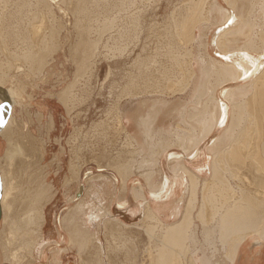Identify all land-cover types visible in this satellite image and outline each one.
Masks as SVG:
<instances>
[{"label":"bare ground","instance_id":"1","mask_svg":"<svg viewBox=\"0 0 264 264\" xmlns=\"http://www.w3.org/2000/svg\"><path fill=\"white\" fill-rule=\"evenodd\" d=\"M158 1V0H157ZM140 2V0H0V121H3L2 124H0V136L5 140V151L3 152L4 154L2 155V157H0V216L1 213L3 214V218L1 219V221H6L9 220L10 215L12 214H18L17 209H19L20 207H27L26 209L28 210V207H31L33 205L34 207V203H29L31 202V198L36 200L37 203H35L37 205V208L31 210L32 212H37L36 216L38 215V219H40V222H37V224H35L34 227H36V231L40 230V227L42 225V221L43 219V205L46 201L49 202V200L55 195L56 193V188H54V186H52L49 182L47 181H43L47 175L49 174V172H47L46 169V165H43L40 167V169H38V165L40 166V162L42 160L45 159L46 157V144L49 141V139L47 138L49 135H46L45 139L43 140L41 137H38L32 133V129L31 127H29V130L25 132V130L23 131V127H24V123L25 122L23 120V122L21 120H16L14 117V107H16L17 105H20V103H18L17 101V97L15 95L14 90L17 89L18 85H15L16 83L22 82V80L19 78V76L17 77L18 74L23 73L25 70L28 71L29 74H35L38 73L39 71H41V69L44 67H48V65H51V63L49 62H53L52 58L48 61H46V57L51 56V54L56 53V52H63L62 54H64L65 56L67 55V57H69L70 62H72V64L74 65L73 68L75 69L74 75L75 76H79L82 72H85L86 70L91 69V66H95L97 61L95 60L96 55H97V49H99V41H101V39L103 38V33H106L105 31L111 30L109 32H107L106 36L107 39L105 40V43L102 44L101 42V46H105V44L113 37H115L114 35L117 34V36L115 38H118V36L121 35L120 32H118V30H113L116 27L113 25V23L111 22H107L106 20H108V15L113 13L114 14V10L115 8H123L124 5H127L129 7V5L131 7H133L135 9L134 14H144L145 12H143L140 7L137 8L138 3ZM153 2V1H152ZM158 3V2H157ZM161 3V1H160ZM52 4H58L57 8L59 12H63L60 13L65 18V15H71L72 17V23L71 24V31L70 29H68L64 23H59L58 19L56 18V14L54 15V12L52 11L51 5ZM158 5V4H157ZM160 5V6H159ZM158 8L159 10H161V8H164L165 10V14H164V23L162 26L159 27H155V25H149L148 28L151 29V31H153V36L157 37V40H165L166 43H168V40H170L167 45L164 46H160L157 47L155 49V51L159 50L162 48L161 51H163V49L166 48V46H168L166 48V50H164V52H162L163 54H165V56H168L166 58H168L169 62H164L161 61L162 63L164 62L165 64H168L167 66L164 65V67L161 68L158 67L159 69H154L153 68V61L152 58L154 59L155 57H153L154 55L153 52H151V54L149 53L147 56H143L145 58L142 57L143 61V68H142V75H139V71L141 70L138 66V68L140 70H138V72L133 73L132 71H130V74H128L129 79H127L128 81H125L124 83V89H133L136 90L138 88V91H141L140 86L143 85V87L145 86H149V84H155L156 82H161L163 84L166 83V85L169 84H177L178 88L174 91L171 90L172 94H169L172 96L173 94H175L176 92L180 91V94L183 95H191L188 93V91L193 87L192 95L188 96L190 97L192 100L191 103H193V101H195L192 105V107H194L193 109L195 110V107L199 108L201 107V101H204L203 105V115H202V120H200V118L198 117V115L201 113L197 112L198 115L197 117L199 118L200 121L203 122L204 120H207V124L204 125H208L209 123V127L212 126L211 128L218 132L220 135V137H216L214 139V144L215 146H219L220 145H228V146H234L237 145L235 148L239 146H247L246 149H249V147L251 148V146H262L260 148L264 147V0H162V3L159 4ZM53 6V5H52ZM90 7H100L101 10L97 9V10H91ZM126 7V6H125ZM55 8V7H54ZM56 8V10H57ZM120 9V10H121ZM133 9V10H134ZM113 10V11H112ZM132 10V9H131ZM130 10V11H131ZM132 10V11H133ZM152 10V9H151ZM127 11V10H126ZM125 11V12H126ZM58 12V14H59ZM118 12V10L116 11ZM128 12V11H127ZM126 12V13H127ZM150 12V11H149ZM155 12V11H153ZM152 12V13H153ZM159 12V11H158ZM120 13V12H119ZM122 13V11H121ZM124 13V14H126ZM130 13V12H129ZM156 13V12H155ZM93 14H98L104 15V20L106 22H104L102 25H98V26H93L91 25L90 22V16ZM141 14V15H142ZM154 14V13H153ZM158 14V13H157ZM115 15V14H114ZM131 16V15H130ZM143 16V15H142ZM155 16V15H154ZM59 17V16H58ZM62 17V18H63ZM70 17V16H69ZM67 17V18H69ZM129 17V16H128ZM132 17V16H131ZM61 18V17H60ZM100 17H98L99 19ZM110 18V17H109ZM113 17H111L112 19ZM142 18V17H140ZM138 16L134 18H132V24L130 27L129 32H131V37L133 38V40L135 38H139V31H136V27L135 25H137V21H139L140 19ZM95 19V18H94ZM126 19V17H125ZM131 19V18H130ZM158 19V18H157ZM157 19L155 20V18L153 20L157 21ZM67 20V19H66ZM64 20V21H66ZM151 20V19H150ZM71 21V20H70ZM98 21V20H97ZM115 21V20H114ZM129 21V20H128ZM159 21V20H158ZM69 23V20L67 21ZM100 22V21H99ZM103 22V20H102ZM95 23V22H94ZM157 23V22H156ZM67 24V23H65ZM153 24V23H152ZM147 24H145L144 26H146ZM143 28V27H142ZM147 28V29H148ZM113 31H116L115 33H113ZM70 34V35H69ZM72 34V35H71ZM142 34V33H141ZM140 34V35H141ZM150 34V33H149ZM103 35V36H102ZM126 35V34H125ZM70 36V38H69ZM130 36V35H129ZM152 36V35H151ZM150 36V37H151ZM149 37V36H147ZM147 37H145L146 39H148ZM149 37V39H151ZM187 40V44L185 42V40ZM185 43L182 44L180 43L181 40ZM103 40V39H102ZM115 40V39H114ZM114 40L112 41V43L114 42ZM136 40V39H135ZM162 40V41H163ZM179 42V45H174V41ZM180 40V41H179ZM165 41H163L162 43H164ZM171 41H173V45L171 43ZM175 41V42H176ZM161 43V42H160ZM159 43V44H160ZM115 45V44H114ZM146 45V44H145ZM112 46V45H111ZM171 46V47H170ZM98 47V48H97ZM102 49V48H101ZM113 49V48H112ZM121 51V50H120ZM105 52V51H104ZM158 52V51H157ZM161 52H158L159 55ZM106 54V53H105ZM121 54V53H120ZM145 54V53H144ZM162 54V55H163ZM101 55V53H100ZM139 55V54H138ZM161 55V56H162ZM142 56V55H141ZM155 56L157 57V55L155 54ZM98 57V56H97ZM163 57V56H162ZM161 57V58H162ZM137 59L133 62L135 63H141V58L136 57ZM147 58V60L145 61V59ZM160 58V56H159ZM164 58H162L163 60ZM55 60V58L53 59ZM68 60V59H67ZM160 60V59H159ZM165 60V59H164ZM166 60V61H168ZM150 61V63H149ZM156 61V60H155ZM158 61V60H157ZM55 63V62H54ZM155 63V62H154ZM163 63V64H164ZM53 64V63H52ZM109 64V63H108ZM114 64V63H113ZM134 63H132L133 65ZM158 64V63H157ZM156 64V65H157ZM137 65V64H136ZM135 65V66H136ZM141 65V64H140ZM97 66V65H96ZM149 66V67H148ZM53 67V66H51ZM130 67V66H129ZM133 67V66H132ZM157 67V66H156ZM135 68V67H134ZM133 68V69H134ZM153 68V69H152ZM25 69V70H24ZM24 70V71H23ZM109 70V69H108ZM136 70V68H135ZM23 71V72H22ZM147 71V72H146ZM109 72V71H108ZM127 72V71H126ZM27 73V72H26ZM111 73V72H110ZM85 74V73H84ZM124 74V73H123ZM44 75V74H43ZM83 75V74H82ZM108 75V74H107ZM112 75V74H111ZM25 76V75H24ZM38 77V76H37ZM43 77V76H42ZM112 77V76H111ZM127 77V78H128ZM173 77L174 81L172 82V78ZM20 79V80H19ZM125 79V78H124ZM126 80V79H125ZM142 82H141V81ZM141 82V84L139 85V83ZM74 82V80H73ZM155 82V83H154ZM10 84L9 87L3 86L6 84ZM75 83V82H74ZM113 84V83H112ZM119 84V83H118ZM162 84V85H163ZM197 84V85H196ZM115 85V84H114ZM117 85V84H116ZM156 85V84H155ZM20 86V85H19ZM23 86V85H22ZM72 86V83L68 84V86L64 87L60 92V98L65 99L67 97V94L70 90V87ZM74 86V84H73ZM72 86V87H73ZM112 87V85H110ZM121 86V85H120ZM147 86V88H149ZM154 86V85H153ZM152 86V87H153ZM21 87V86H20ZM76 87V86H75ZM74 87V88H75ZM117 87V86H116ZM156 87V86H155ZM158 87V85H157ZM156 87V88H157ZM172 87V86H171ZM82 88V87H81ZM122 88V87H121ZM160 88V87H159ZM176 88V87H175ZM123 89V88H122ZM121 89V90H122ZM123 89V90H124ZM129 89V91H130ZM146 89V88H145ZM144 89V90H145ZM165 88H163L164 90ZM80 90V89H79ZM114 90V89H113ZM120 90V91H121ZM159 90V89H158ZM162 90V91H163ZM20 91V88H19ZM73 91V89L71 90V92ZM124 91H128V90H124ZM143 91V90H142ZM155 91V90H153ZM166 91V90H164ZM170 91V90H169ZM174 91V92H173ZM17 92V91H16ZM70 92V93H71ZM125 92V93H126ZM131 92V91H130ZM156 92V91H155ZM154 92V93H155ZM161 92V91H158ZM158 92H156V96L157 94H159ZM22 93V92H21ZM123 93V92H122ZM123 93V94H125ZM134 93V92H133ZM143 93V92H142ZM141 93V94H142ZM168 93V92H166ZM166 93H164L166 95ZM17 94V93H16ZM117 94V93H116ZM135 94V93H134ZM137 94V93H136ZM135 94V95H136ZM140 94V95H141ZM145 94V93H144ZM151 95V93H148ZM144 95L146 98L150 95ZM161 94V93H160ZM159 94V95H160ZM163 94V96H164ZM169 94L166 95V97H169ZM179 94V92H178ZM179 94V95H180ZM77 95V94H76ZM118 95V94H117ZM139 92H138V96L137 99L139 98L140 101L143 96H140ZM154 95V94H153ZM74 96V95H73ZM127 96V95H126ZM161 96V95H160ZM158 98L154 97L151 98L153 105L156 104L158 107V105L161 107L162 104L164 103H168L166 102V100H164V98ZM170 96V97H171ZM176 96V95H175ZM29 97V96H28ZM71 97V95H70ZM165 97V96H164ZM174 97V96H173ZM32 98V97H31ZM59 97L57 99H60ZM135 98V96L133 97ZM123 99V98H121ZM129 99H131L129 97ZM144 99V98H143ZM168 99V98H166ZM170 99V98H169ZM19 100V99H18ZM31 100V99H30ZM136 102L137 100L134 99ZM146 100V99H145ZM148 100V99H147ZM146 100V101H147ZM181 100V98H180ZM186 102V99H184ZM189 100V98H188ZM187 100V101H188ZM207 100V101H206ZM35 101V100H34ZM62 101V100H61ZM171 101L173 102V100L171 99ZM179 101V98L173 102V104ZM206 101V102H205ZM20 102V101H19ZM75 102V101H74ZM116 102V101H115ZM131 102V101H130ZM129 102V103H130ZM138 102V101H137ZM145 102V101H144ZM185 102H178V103H182V105ZM35 104L29 102V104H25V108L22 106V112L25 111L26 114L28 113L27 109H31L33 106L37 107L36 102H34ZM73 102H71L72 105ZM114 103V101H113ZM127 103V102H126ZM126 103L123 105V107L117 106V114H116V126H118V130L119 132H124L125 129L123 128L121 121L122 119L127 120V113H129V110L127 111V107H124L126 105ZM129 103L127 105H129ZM133 103V101L131 102ZM130 103V104H131ZM139 103V102H138ZM188 104H190V102H187ZM116 104V103H115ZM144 103H139L138 105H141ZM146 104V102H145ZM150 104V103H149ZM148 104V105H149ZM177 104V103H176ZM16 105V106H15ZM65 108H69L68 104ZM74 105V104H73ZM118 105V104H117ZM121 105V104H120ZM198 105V106H197ZM21 106V105H20ZM64 106V105H63ZM178 106V104H177ZM181 106V105H180ZM184 106V105H183ZM186 106V105H185ZM155 107V105H154ZM153 107V109H154ZM168 107H170L168 105ZM152 108V107H150ZM129 109V108H128ZM151 109V110H153ZM161 109V108H160ZM168 109V108H167ZM178 109V108H177ZM185 109V108H184ZM187 109V108H186ZM45 110L44 108H42L40 105L37 107V111L35 112V118L37 121H45L47 118H45ZM68 110V109H67ZM113 110L116 111V109ZM150 110V109H149ZM151 110L148 112V114L150 113V115H152ZM155 110V109H154ZM181 110V109H180ZM180 110H178V112H181ZM183 110V109H182ZM200 111L201 108L199 109ZM132 111V110H130ZM159 111V110H158ZM184 111V110H183ZM192 111V110H191ZM197 111V110H196ZM70 112V110H69ZM112 112V111H111ZM154 111V117L155 115ZM185 112V111H184ZM190 112V110H189ZM14 113V114H13ZM168 113V112H166ZM187 113V112H186ZM49 114V113H48ZM67 114V113H66ZM69 114V113H68ZM114 114V113H113ZM158 114V113H157ZM160 114V113H159ZM164 114V113H163ZM169 114V113H168ZM180 114V113H179ZM178 114V115H179ZM194 114V113H193ZM28 115V114H27ZM165 115V114H164ZM182 115V114H181ZM29 116V115H28ZM108 116V115H106ZM146 116V115H145ZM158 116V115H157ZM170 116V115H169ZM175 116V115H174ZM184 116V115H183ZM25 117V116H24ZM105 117V116H104ZM148 117V116H147ZM153 116H149L146 120V122H148V119ZM173 117V116H172ZM171 117V118H172ZM17 118V117H16ZM22 118V117H21ZM30 118V117H29ZM49 124L53 123V118L52 115H49ZM113 118V116L111 117V119ZM180 118V116H179ZM189 118V115H188ZM196 118V117H191ZM108 119V118H107ZM110 119V120H111ZM115 119H112L115 120ZM121 119V121H120ZM141 119V116L140 118ZM138 119V120H139ZM183 119V118H182ZM29 120V119H28ZM106 120V119H105ZM124 120V121H125ZM144 119H142V124H144L143 121ZM154 119H152L153 122ZM177 120V119H176ZM179 120V119H178ZM191 120V119H190ZM103 121V120H102ZM102 121H97L96 123L92 122V130L95 132H98L100 130V135L105 136L107 133L105 128V125H107L106 123L104 124V122ZM141 121V120H139ZM182 121V120H181ZM186 121V120H185ZM184 121V122H185ZM29 122V121H28ZM123 122V121H122ZM145 122V124H146ZM176 122V121H175ZM183 122V121H182ZM189 122V121H188ZM194 122V121H192ZM202 122H198V124L200 125V123ZM205 122V123H206ZM26 123V122H25ZM114 123V122H113ZM141 123V122H140ZM151 123V122H150ZM174 123V121H173ZM172 123V124H173ZM187 123V122H186ZM195 123V122H194ZM212 123V124H211ZM54 124V123H53ZM52 124V125H53ZM112 124V122H111ZM189 125L187 127H189L191 124L188 123ZM193 124V123H192ZM196 124V123H195ZM197 124V125H198ZM211 124V125H210ZM51 125V126H52ZM124 125V124H123ZM152 125V124H150ZM150 125H147L146 127H150ZM185 125V124H184ZM202 125V124H201ZM202 126L204 128V130H207V128L205 129L206 126ZM30 126V124H29ZM38 126V125H37ZM54 126V125H53ZM139 126V125H138ZM141 126V124H140ZM169 126V125H168ZM36 128V127H35ZM117 128V127H116ZM141 128V127H140ZM143 128V127H142ZM171 128V127H170ZM176 128V127H175ZM194 128V126H193ZM202 128V129H203ZM209 131H206V134L208 132H210L212 129H209ZM27 129V127H26ZM104 129V130H103ZM165 129V128H164ZM179 129V127L177 128ZM192 129V128H191ZM196 129V128H194ZM197 129L199 131L200 127ZM201 129V131H202ZM116 130V129H115ZM114 130V132H115ZM122 130V131H120ZM139 130V129H138ZM143 130V129H142ZM150 130V129H148ZM161 130V129H160ZM185 130V129H184ZM49 131V130H48ZM151 131V130H150ZM158 131V130H157ZM170 131V130H169ZM175 131V130H174ZM180 131V130H178ZM190 131V130H189ZM88 132V131H87ZM142 132V131H141ZM154 132V131H153ZM152 132V133H153ZM188 132V131H185ZM75 133V132H74ZM81 133V132H80ZM84 133V132H83ZM116 133V132H115ZM125 133V132H124ZM123 133V136H125ZM148 133V132H147ZM163 133V132H162ZM161 133V134H162ZM175 133V132H174ZM192 133V132H191ZM190 133V134H191ZM195 133V132H194ZM49 134V132H48ZM120 134V133H119ZM150 134V132H149ZM177 134V133H176ZM180 134V133H179ZM188 134V133H187ZM187 134H184L187 136ZM198 134V133H197ZM74 135V134H72ZM95 135L92 133V136ZM117 135V134H116ZM143 135V134H142ZM145 135V134H144ZM147 135V134H146ZM151 135V134H150ZM159 135V134H158ZM164 135V134H163ZM166 135V134H165ZM199 135V134H198ZM197 135V136H198ZM205 135V134H204ZM218 135V134H217ZM77 136V135H76ZM96 136V135H95ZM107 136V135H106ZM111 136V135H110ZM114 136V135H113ZM120 136V135H119ZM122 136V137H123ZM129 136L128 133L125 137ZM132 136V135H131ZM141 136V135H140ZM160 136V135H159ZM162 136V135H161ZM172 136V135H171ZM194 136V135H193ZM201 136V135H200ZM203 136V135H202ZM206 136V135H205ZM112 137V136H111ZM115 137V136H114ZM144 137V136H143ZM148 137V136H147ZM146 137V138H147ZM150 137V136H149ZM154 137V135H153ZM152 137V138H153ZM166 137H170V136H166ZM165 137V138H166ZM176 137V136H175ZM183 137V136H182ZM0 138V139H2ZM78 138V137H77ZM84 138V137H82ZM90 138V136H89ZM130 138V137H128ZM126 138L127 141H129V139ZM162 138V137H161ZM164 138V139H165ZM189 138V137H188ZM193 138V137H192ZM195 138V137H194ZM200 138V137H199ZM254 139L253 143L250 142V139ZM75 139V137H74ZM79 139V138H78ZM107 139V138H106ZM124 138H122L123 140ZM131 139V138H130ZM155 139V138H154ZM176 139V138H175ZM203 139V138H202ZM3 140V141H4ZM70 141L72 140L69 139ZM76 140V139H75ZM75 140L73 142H75ZM80 140V139H79ZM83 140V139H82ZM87 140V139H86ZM92 140V139H91ZM103 140V139H102ZM111 140V139H110ZM109 140V141H110ZM161 140V139H160ZM163 140V138H162ZM169 141V139H166ZM190 140V138H189ZM192 140V139H191ZM199 140V139H198ZM201 140V139H200ZM213 140V139H212ZM69 141V142H70ZM85 141V140H84ZM83 141V142H84ZM104 141V140H103ZM106 141V140H105ZM109 141L108 144H109ZM112 141V140H111ZM114 141V140H113ZM145 141V140H144ZM155 141V140H154ZM180 141V140H178ZM196 141V140H195ZM1 142V141H0ZM124 140L121 142L123 143ZM134 141L131 140V143H133ZM150 142V140H149ZM157 142V141H155ZM162 142H166V141H162ZM173 142V141H172ZM187 142V141H186ZM198 143V141H196ZM200 142V141H199ZM76 143V142H75ZM113 142H111L112 144ZM118 143V142H117ZM128 143L129 142H124ZM145 144L147 143L146 141L144 142ZM178 143V142H176ZM175 143V144H176ZM193 143V140H192ZM69 144V143H68ZM89 144V143H88ZM100 144V143H99ZM103 144V143H102ZM109 144V145H111ZM137 144V143H136ZM149 144H153L152 142ZM156 145H158L157 143H155ZM154 144V145H155ZM160 144H162L160 142ZM173 144V143H172ZM188 144V143H187ZM190 144V143H189ZM127 144L123 145L122 147L126 146ZM130 145V144H129ZM128 145V147H129ZM132 145V144H131ZM135 145V144H134ZM133 145V146H134ZM148 146V144H146ZM164 145V144H163ZM197 145V144H196ZM81 146V145H80ZM78 145V147H76V149L74 150V156L71 157L70 159V163L68 165V172L64 177V185L63 188L65 189V193L68 192V190L70 191L71 189L74 190L73 192V202H75V205L73 206V210H67L66 214L64 217L60 218V221H58L60 224V226H67L69 227V231L71 232V239H73V241L75 242H80V244L82 243H87L86 246L88 245V249L89 246L90 248L93 247L97 252V255L99 257L98 259V263L99 264H104L102 259L104 258V251H106L107 253V246L106 245H100V244H96L97 239H98V235L99 232H101L100 230L102 229L104 231L105 234H107V237L111 238L114 237L112 236L113 233L115 232H120L119 228H128L129 229V224L121 222L119 220H116L114 218L111 217V213H110V204H108V208H104L101 210V212H99V209L96 211V213H93V217H92V223H98V225L101 223V221H103L101 224L97 226L98 228H95V231L91 232L90 229V225L87 223L88 221V213L91 212L88 211V209L86 208V205H84V199L86 197V195L88 194V191L90 190V183L91 182H99L102 180L107 179V175H102L101 172H103V169H110L111 167L115 168V170L118 168L119 170H121L120 172V179L122 181H124V179H122L123 175H122V171L125 172L126 168L129 166V164L131 166L134 165V163L130 162L126 165L124 168V170L120 167V166H111L110 164H113L114 160L108 161L105 166L101 165V162L105 159L106 161L108 160V158L106 157L107 153L104 155H101V159L103 157V160L100 162L98 161V165H95L98 167V175H93L91 172H87L84 174L83 176V180L84 181H80L81 176L79 175V170H80V166H81V162H80V166L78 165L79 159L80 157L78 156V153L81 151H79L82 146L80 147ZM87 146V145H86ZM91 146V145H90ZM113 147L114 144L112 145ZM136 146V145H135ZM165 146V145H164ZM215 146L213 148H215ZM223 146H221L223 148ZM106 147V145H105ZM132 147V146H131ZM138 147V146H137ZM146 147V146H145ZM159 147H161L159 145ZM169 147L170 144H169ZM220 147V148H221ZM226 147V146H225ZM104 148V147H103ZM135 148V147H134ZM141 148V147H139ZM143 148V147H142ZM149 148V147H148ZM146 148V149H148ZM151 148V147H150ZM166 148V146L164 147ZM233 148V149H235ZM241 148V147H240ZM256 148V147H255ZM259 148V147H257ZM256 148V149H257ZM259 148V149H260ZM72 149V148H71ZM99 149H102L99 148ZM110 149V147H109ZM118 149V148H117ZM130 149V147H129ZM128 149V150H129ZM138 149V148H137ZM163 149V148H162ZM188 149V148H187ZM190 149V147H189ZM192 149V148H191ZM197 149V148H196ZM195 149V150H196ZM217 149V148H215ZM243 149V148H242ZM245 149V148H244ZM254 149V148H252ZM133 150H136L133 149ZM131 150V151H133ZM145 150V149H144ZM151 150V149H150ZM165 150V149H163ZM237 150V149H236ZM251 150V149H250ZM255 150V149H254ZM253 150V151H254ZM71 151V150H69ZM73 151V150H72ZM79 151V152H78ZM103 151V150H102ZM102 151L100 154H102ZM141 150H139L140 152ZM152 151V150H151ZM156 151V150H155ZM154 151V152H155ZM159 151V149L157 150ZM216 151V150H214ZM242 151V150H241ZM257 151V150H256ZM255 151V152H256ZM264 151V150H262ZM64 152V151H63ZM130 152V150H129ZM137 152V151H136ZM150 152V151H149ZM162 152V151H160ZM186 152V151H185ZM225 152V151H224ZM238 152V151H237ZM244 152V151H243ZM254 152V153H255ZM258 152V151H257ZM79 153V155H80ZM96 153V152H95ZM104 153V152H103ZM109 153V152H108ZM135 154L134 152H131L132 154ZM159 153V152H158ZM209 153V152H208ZM212 153V152H211ZM240 153V152H239ZM65 154V153H63ZM70 154H72L70 152ZM84 154V153H83ZM92 154V153H91ZM115 154V153H114ZM119 154V152L117 153ZM130 154V153H129ZM138 156L141 155L137 152ZM155 155V153H153ZM152 154V155H153ZM188 154V153H187ZM219 154V153H216ZM232 154V153H231ZM230 154V158L234 157L231 156ZM234 154V153H233ZM62 155V154H61ZM93 155V154H92ZM91 155V156H92ZM106 155V156H105ZM109 155V154H108ZM121 154H119L120 156ZM144 155H147L144 154ZM143 155V156H144ZM149 155V154H148ZM151 155V153H150ZM151 155V156H152ZM198 155V154H197ZM229 155V153H228ZM238 155V153H237ZM258 155V154H257ZM262 155V154H261ZM258 155V156H261ZM63 156V155H62ZM90 156V155H89ZM90 156V157H91ZM116 156V155H115ZM118 156V157H119ZM125 156V154H124ZM134 156V155H132ZM132 156H128V158L132 157ZM135 156H137L135 154ZM134 156V157H135ZM137 156V157H138ZM173 156V155H172ZM171 156V157H172ZM190 156V155H189ZM218 156V155H217ZM239 158H242L241 155ZM243 156V154H242ZM249 154L247 155L248 159ZM82 157V156H81ZM93 157V156H92ZM117 157V158H118ZM134 157L130 158L133 159ZM136 157V158H137ZM142 158V155L140 156ZM139 157V159H140ZM147 156L143 157L146 158ZM153 157V156H152ZM227 157V155H226ZM225 157V158H226ZM251 157V156H250ZM254 157V156H253ZM257 157V156H255ZM264 157V154H263ZM69 158V157H68ZM99 158V156H98ZM135 158V159H136ZM163 158V157H162ZM178 158V157H176ZM214 158V157H213ZM223 158V157H221ZM224 158V159H225ZM229 158V157H228ZM259 158V157H257ZM262 159V156L260 157ZM66 159V158H65ZM95 159V158H94ZM115 159V165H119L116 164V157ZM126 159V158H125ZM124 159V160H125ZM129 159V160H130ZM134 159V160H135ZM155 159V158H154ZM201 159V158H200ZM215 159V158H214ZM217 159H220L219 157H217ZM233 159V158H232ZM243 159H245L243 157ZM254 159V158H253ZM252 159V160H253ZM264 159V158H263ZM96 160V159H95ZM99 160V159H98ZM144 160V159H143ZM143 160L141 161L143 163ZM180 160V159H179ZM235 160V158L233 159V161ZM52 161V160H51ZM85 161V160H84ZM118 161V160H117ZM120 161V159H119ZM150 161V160H149ZM156 161V160H155ZM152 161V162H155ZM171 161V160H170ZM220 161V160H219ZM228 161V160H227ZM238 161L241 162V160L238 159ZM255 161V160H254ZM89 162V161H88ZM111 162V163H110ZM140 163H135L138 164L140 167L142 164ZM148 162V161H147ZM146 162V163H147ZM151 162V161H150ZM218 162V161H217ZM225 162V161H223ZM230 162V160H229ZM237 161H234V163H236ZM238 162V165L239 163ZM247 162V161H246ZM249 162V160H248ZM49 163V162H48ZM53 163V162H52ZM60 163V162H59ZM86 163V162H85ZM110 163V164H109ZM118 163V162H117ZM124 163V162H123ZM133 165H132V164ZM185 163V162H184ZM231 163V162H230ZM229 163V164H230ZM245 163V161H244ZM252 163V161H251ZM263 163V162H262ZM57 164V163H56ZM97 164V163H96ZM113 164V165H114ZM153 164V163H152ZM151 164V165H152ZM216 164V163H215ZM220 164V163H219ZM222 164V162H221ZM228 164V165H229ZM232 164V165H233ZM237 164V163H236ZM236 164H234V166H236ZM256 164V163H254ZM144 167L145 164L143 163ZM143 165L141 167H143ZM186 165V164H185ZM218 166V164H216ZM226 165V163H225ZM241 166H243L242 164H240ZM252 165V164H251ZM51 166V165H50ZM58 166V165H57ZM121 166H124V164ZM135 166V165H134ZM137 166V165H136ZM153 166V165H152ZM155 166V165H154ZM153 166V167H154ZM158 166V165H157ZM175 166V165H174ZM197 166V165H196ZM221 166V165H220ZM230 166V165H229ZM245 166V165H244ZM32 167V168H31ZM43 167V169H42ZM62 167V166H61ZM121 169H120V168ZM138 167H136V171H138ZM143 167V168H144ZM149 167V166H148ZM148 167H146V170L148 169ZM179 167V166H178ZM183 167V166H182ZM216 167V166H215ZM237 167V166H236ZM247 167V166H245ZM249 167V166H248ZM34 168V170H32ZM37 168V170H36ZM84 168V167H83ZM113 168V169H114ZM132 167H128L127 169L130 170ZM134 168V167H133ZM173 168V167H172ZM177 168V167H176ZM185 168V167H184ZM183 168V169H184ZM230 168V167H229ZM48 169V168H47ZM152 169V167H151ZM170 169V168H169ZM178 169V168H177ZM180 169V168H179ZM193 169V168H192ZM226 169V168H225ZM231 169V168H230ZM232 169H235L234 167H232ZM231 169V171H232ZM237 169V168H236ZM244 169V168H243ZM31 170L33 173H31ZM36 170V172H35ZM45 170V172L43 171ZM49 170V169H48ZM58 170V168H57ZM83 170V169H82ZM111 170V169H110ZM133 169H131L130 171H132ZM135 170V169H134ZM154 170V169H153ZM176 170V169H174ZM173 170V172H174ZM188 170V169H187ZM214 170V169H213ZM240 170V168H239ZM247 170V169H245ZM255 171H257V169H254ZM262 170H264L262 168ZM117 171V172H118ZM237 172V170H235ZM56 172V171H55ZM115 172V171H113ZM115 172V174L117 173ZM129 172V171H127ZM172 172V171H171ZM214 172V171H212ZM241 172V171H240ZM258 172V171H257ZM36 173V179L33 177ZM83 173V172H82ZM95 173V172H94ZM104 173V172H103ZM132 173V172H130ZM129 173V174H130ZM136 173V172H135ZM138 174L135 175H139V172H137ZM148 173V170H147ZM169 173V172H168ZM176 173V171H175ZM228 173V171H227ZM242 173V172H241ZM262 173H264L262 171ZM142 174V173H141ZM170 174V173H169ZM186 174V173H185ZM188 174V173H187ZM186 174V176H187ZM213 174V173H212ZM231 174V173H230ZM238 174V172H237ZM259 174V172H258ZM82 175V174H81ZM117 175H119V173H117ZM125 175V174H124ZM132 175V174H131ZM134 175V174H133ZM144 175V173H143ZM146 175V174H145ZM150 175V174H149ZM158 175V174H157ZM222 175V174H221ZM224 175V174H223ZM235 175V174H234ZM242 175V174H240ZM262 175V174H261ZM32 176V177H31ZM130 176V175H129ZM212 176V175H211ZM229 176V175H228ZM233 176V175H232ZM125 177V176H124ZM123 177V178H124ZM127 177V176H126ZM125 177V179H126ZM141 177V176H139ZM148 177V175H146V178ZM234 177V176H233ZM238 177V176H236ZM242 177V176H241ZM51 178V177H50ZM188 178V177H187ZM244 179V177H242ZM41 179V180H40ZM119 179V178H118ZM149 179V177H148ZM191 179V178H190ZM197 179V178H196ZM248 179V177H247ZM86 180V182H85ZM115 180V179H113ZM186 180V179H185ZM198 180V179H197ZM245 180V179H244ZM88 181V182H87ZM108 181V180H107ZM213 181V180H212ZM237 181L238 180L237 178ZM242 181V180H241ZM250 182V180H248ZM247 181V182H248ZM76 182V184H75ZM163 182V181H162ZM166 182V180H165ZM164 182V183H165ZM246 182V183H247ZM30 183L32 184V186L30 185ZM73 183V184H72ZM86 183V184H83ZM112 183V182H111ZM146 183V182H145ZM153 183V182H152ZM160 183V182H159ZM195 183V182H192ZM205 183V182H204ZM231 183V182H230ZM241 183V182H239ZM252 183V182H251ZM258 183V182H257ZM92 184V183H91ZM126 184V183H125ZM150 184V183H149ZM163 184V183H162ZM224 184V183H223ZM94 185V184H93ZM103 185V184H102ZM203 185V183L201 184V186ZM206 185V184H204ZM220 186V184H218ZM236 185V184H235ZM243 185V184H241ZM249 185V184H248ZM98 186V185H96ZM163 186V185H162ZM185 186V185H184ZM213 186V185H212ZM224 185H221V187L223 188ZM239 186V185H238ZM148 187V186H146ZM204 187V186H203ZM218 187V186H217ZM243 187V186H242ZM251 187V186H250ZM182 188V187H181ZM194 188V187H193ZM220 188V187H219ZM221 188V189H222ZM231 188V186H230ZM246 188V187H244ZM252 188V187H251ZM121 189V188H120ZM139 189V188H138ZM166 189V188H165ZM186 189V188H185ZM195 189V188H194ZM210 189V188H209ZM215 189H216V185H215ZM232 189V188H231ZM243 189V188H242ZM140 190V189H139ZM148 190V189H147ZM161 190V189H160ZM190 190V189H189ZM193 190V189H192ZM204 190V189H203ZM224 190V188H223ZM246 190V189H245ZM124 191V190H123ZM152 191V190H151ZM154 191V190H153ZM168 191V190H166ZM191 191V190H190ZM202 191V189H201ZM200 191V192H201ZM209 191V190H208ZM215 191V190H214ZM213 191V193H214ZM219 191V190H218ZM243 191V190H242ZM241 191V193H242ZM249 191V190H248ZM96 192V191H95ZM141 192V191H140ZM139 192V193H140ZM188 192V191H187ZM193 192V191H192ZM191 192V193H192ZM207 192V191H204ZM211 192V190L209 191ZM223 192V191H222ZM228 192V191H226ZM225 191L223 193H226ZM262 192V191H261ZM264 192V191H263ZM189 193V194H191ZM220 193V192H219ZM93 194V193H92ZM162 193L160 192V195ZM179 194V193H178ZM193 194V193H192ZM197 194V193H196ZM195 194V195H196ZM206 194V193H205ZM209 194V193H208ZM217 194V193H216ZM222 194V193H221ZM229 194V193H228ZM243 194V193H242ZM260 194V193H259ZM141 197V193L139 194ZM153 195V194H152ZM155 195V194H154ZM159 195V194H158ZM213 195V194H212ZM215 195V194H214ZM234 195V193H233ZM135 196V195H134ZM156 196V195H155ZM185 196V195H184ZM193 196V195H192ZM204 196V195H203ZM207 196V195H206ZM205 196V197H206ZM211 196V195H210ZM218 196V195H217ZM222 195H219V198ZM232 197V194L230 195ZM140 197H136L138 199H140ZM159 197V196H158ZM157 197V199H158ZM224 196H222L223 198ZM227 197V196H226ZM143 198V197H142ZM160 198V197H159ZM168 198V197H166ZM201 198V197H200ZM225 198V197H224ZM45 200L43 202V205L41 204V200ZM156 199V200H157ZM213 199V198H212ZM242 199V198H241ZM141 200V199H140ZM152 200V199H151ZM181 200V199H180ZM202 202V199H200ZM205 200V198H204ZM207 200V197H206ZM236 200V199H235ZM238 200V199H237ZM168 201V200H166ZM197 201V200H196ZM214 201V200H213ZM230 201V200H229ZM228 201V202H229ZM34 202V201H33ZM151 202V201H150ZM159 202V201H158ZM157 202V203H158ZM179 202V201H178ZM219 202V201H218ZM238 202V201H237ZM28 203V205H26ZM161 203V202H160ZM172 203V202H171ZM192 203V202H191ZM195 203V201H194ZM214 203V202H213ZM223 203L226 204V201ZM232 203V202H231ZM260 203V202H259ZM149 204V203H148ZM169 204V203H168ZM202 204V203H201ZM216 204H217V200H216ZM215 204V205H216ZM234 202H233V206H234ZM237 204V203H236ZM235 204V205H236ZM239 204V203H238ZM241 204V203H240ZM239 205H237L239 208ZM26 205V206H25ZM35 205V206H36ZM40 205V207H39ZM159 205V203H158ZM188 205V204H187ZM212 205V204H211ZM210 205V207H211ZM220 205L221 204H217ZM224 205V204H222ZM227 205V204H226ZM231 205V204H230ZM229 205V206H230ZM252 205V204H251ZM121 206V205H120ZM169 206V205H168ZM193 206V205H192ZM228 206V207H229ZM245 206V205H244ZM88 207H90V205H88ZM160 207V206H159ZM158 207V208H159ZM208 207V208H210ZM20 208V210H21ZM150 208V206H149ZM188 208V207H187ZM200 208V206H199ZM202 208V207H201ZM212 208V207H211ZM227 208V206H226ZM230 208V207H229ZM227 208V210L229 209ZM235 209V207H233ZM263 208V207H262ZM37 209V210H36ZM146 213L145 215H147L148 218H150L149 216L152 215L151 213V209L146 208ZM207 209V208H206ZM217 209V208H216ZM214 209V210H216ZM19 210V211H20ZM211 210V209H210ZM224 209H222L223 211ZM231 210V209H230ZM239 210V209H238ZM25 211V209L23 210V212ZM31 211H27L28 214ZM141 211V210H140ZM190 211V209H189ZM202 211V210H201ZM208 211V210H207ZM220 211V210H219ZM237 211V210H236ZM241 211V210H240ZM26 212V211H25ZM31 212V213H32ZM209 212V211H208ZM211 212V211H210ZM209 212V213H210ZM218 212V211H217ZM228 212H230L228 210ZM30 213V214H31ZM140 213V212H139ZM168 213V212H166ZM202 213V212H201ZM204 213V211H203ZM202 213V214H203ZM208 213V214H209ZM216 213V212H215ZM223 213V212H222ZM227 213V212H226ZM246 213V212H244ZM256 213V212H255ZM26 214V213H23ZM161 214V213H160ZM190 214V213H189ZM199 214V213H197ZM212 214V213H211ZM217 214V213H216ZM225 214V213H224ZM223 214V215H224ZM236 214V213H233ZM233 214H231L233 216ZM243 214V213H242ZM33 215V214H31ZM30 215V216H31ZM149 215V216H148ZM210 215V214H209ZM215 215V214H214ZM222 215V214H221ZM223 215L221 217H223ZM228 215V213H227ZM230 215V214H229ZM230 215V216H231ZM258 215V214H257ZM18 216V215H17ZM24 216V215H23ZM28 216V215H27ZM26 216V217H27ZM155 216V214H154ZM219 216V215H217ZM237 216V215H236ZM248 216V215H247ZM259 216V215H258ZM264 216V215H263ZM20 217V216H18ZM18 217H16L18 219ZM29 217V216H28ZM35 217V218H36ZM82 217V218H81ZM146 217V218H147ZM152 217V216H151ZM188 217V216H187ZM186 217V218H187ZM226 217V216H225ZM260 217V216H259ZM12 218V217H11ZM31 218V217H30ZM30 218L27 219V221H30ZM34 218V219H35ZM107 218V219H106ZM144 218V219H146ZM175 218V217H174ZM195 218V217H194ZM198 218V217H196ZM202 218V217H200ZM227 218V217H226ZM229 218V216H228ZM235 218V215H234ZM24 220L23 218L18 219V221ZM59 219V218H58ZM151 219V218H150ZM191 219V218H190ZM193 219V218H192ZM219 220L220 217L218 218ZM225 219V218H223ZM230 220H232L231 218H229ZM240 219V218H239ZM254 219V218H253ZM13 220V219H12ZM16 220V219H15ZM14 220V221H15ZM94 220V221H93ZM143 220V219H142ZM148 220V219H147ZM165 220V219H164ZM172 220V219H171ZM197 220V219H195ZM205 220V219H204ZM214 220V219H213ZM238 220V219H236ZM34 221V220H33ZM39 221V220H38ZM170 221V220H169ZM181 221V220H180ZM207 221V220H206ZM223 220H221L220 222H222ZM242 221V220H240ZM260 221V220H259ZM1 222V223H2ZM152 222V221H150ZM157 222V220H156ZM155 222V223H156ZM160 222V221H159ZM174 222V221H173ZM230 222V221H229ZM237 222V221H236ZM248 222V221H247ZM12 225H13V221H11ZM153 223V222H152ZM177 223V222H176ZM200 223V222H199ZM210 222H208L209 224ZM226 223V221H225ZM228 223V222H227ZM17 224H19L17 222ZM28 224V223H27ZM33 224V223H31ZM30 224V225H31ZM145 224V223H144ZM187 224V223H185ZM193 224V223H192ZM219 224V223H218ZM222 224V223H220ZM233 224V223H232ZM239 224V223H238ZM34 225V224H33ZM32 225V227H33ZM136 225V224H133ZM201 225V224H200ZM203 225V224H202ZM215 225V224H214ZM223 225V224H222ZM230 225V224H229ZM165 228V224L163 225ZM212 226V225H211ZM17 227V226H16ZM27 227V226H26ZM33 227V228H34ZM119 227V228H118ZM148 227H151L148 225ZM154 227V226H153ZM157 227V226H156ZM169 227V226H168ZM175 227V226H174ZM180 227V226H178ZM177 227V228H178ZM213 227V226H212ZM224 227V226H223ZM226 227V224H225ZM230 227V226H229ZM240 227V226H239ZM242 227V226H241ZM246 227V226H245ZM259 227V226H258ZM31 228V227H30ZM138 228V227H137ZM142 228V227H141ZM176 228V229H177ZM181 228V227H180ZM208 228V227H207ZM19 230V228H16ZM15 229V231H17ZM34 229V230H35ZM98 229V230H97ZM119 231H118V230ZM125 229L123 231H125ZM161 229V228H160ZM159 229V230H160ZM171 229V228H170ZM204 229V228H203ZM209 229V228H208ZM234 229V227L232 228ZM237 229V228H236ZM243 229V228H241ZM248 229V228H247ZM122 230V229H121ZM167 229L165 228V231ZM172 230V229H171ZM179 230V229H178ZM207 230V229H206ZM205 230V231H206ZM216 230V229H215ZM249 230V229H248ZM35 231V233H37ZM122 231V232H123ZM147 231V228H146ZM145 231V232H146ZM153 231V228H152ZM158 230H156L157 232ZM163 231V230H161ZM168 231V230H167ZM189 231V230H188ZM210 231V230H209ZM218 231V229H217ZM222 231V230H220ZM219 231V232H220ZM234 231V230H233ZM250 231V230H249ZM18 232V231H17ZM24 232V231H22ZM28 233V231H26ZM144 232V233H145ZM151 232V231H150ZM159 232V231H158ZM186 232V231H185ZM191 232V231H189ZM224 232L225 229H224ZM222 232V233H224ZM229 232V230H228ZM236 232V230H235ZM238 232V231H237ZM241 232V231H240ZM20 233V232H19ZM40 233V232H39ZM73 233V235H72ZM116 233V234H117ZM181 233V232H180ZM204 233V232H203ZM216 233V232H214ZM242 233V232H241ZM258 233V232H257ZM1 234V233H0ZM23 233H21L22 236ZM32 234H33V230H32ZM29 232L28 236H22V240L19 239V235L17 233L18 236V240H14L15 244L13 245L15 247V249L13 248H8L5 244V246L8 248H6L4 246V250H5V255H6V260H8V262H12L14 264H24L26 263L25 261H29V259H27V257L25 258L24 253L22 251L25 252V249L23 250V248H27V244L28 247L31 246L30 245V241L32 239H34L33 237L30 239V236L32 235ZM103 234V232H102ZM121 234V232H120ZM115 235L116 237L119 238V236L121 237L122 235ZM128 234V233H127ZM126 234V235H127ZM130 234V233H129ZM151 234V233H150ZM159 234V233H158ZM161 234V233H160ZM164 234V233H163ZM196 234V232L194 233ZM208 233L206 232V235ZM264 234V233H263ZM26 235V234H25ZM41 235V234H40ZM109 235V236H108ZM124 235V234H123ZM149 235V233H148ZM154 235H156L154 233ZM171 235V234H170ZM169 235V236H170ZM174 235V234H173ZM202 235V234H201ZM205 235V234H204ZM209 235V234H208ZM211 235V234H210ZM215 235V234H214ZM220 235V234H218ZM223 234H221L220 236L222 237ZM225 235V234H224ZM231 235V234H230ZM230 235H226L227 237H229ZM233 235V234H232ZM103 236V235H102ZM106 236V235H104ZM176 236V235H175ZM181 236V235H180ZM242 236V235H241ZM245 236V235H244ZM264 236V235H263ZM3 237V235H2ZM106 237V238H107ZM148 237V236H147ZM155 237V236H154ZM160 237V236H159ZM158 237V238H159ZM164 237V236H163ZM194 237V236H193ZM191 237V239L193 238ZM207 237V236H206ZM212 237V236H211ZM210 237V238H211ZM219 237V236H218ZM231 237V236H230ZM236 237V236H234ZM25 238H27L26 240H24ZM118 238H111L112 239H116V242H121L120 240H118ZM129 238V236H128ZM156 238V237H155ZM165 238V237H164ZM171 238V237H170ZM187 238V237H186ZM204 238V237H203ZM208 238V237H207ZM232 238V237H231ZM238 238V237H237ZM241 238V237H240ZM105 239V238H104ZM121 239V238H120ZM124 239V238H123ZM131 239V238H130ZM145 239V238H144ZM169 239V238H168ZM175 239V238H174ZM177 239H179L177 237ZM190 239V238H189ZM212 239V238H211ZM216 239V238H215ZM223 239H225L223 237ZM229 239V238H228ZM38 240V239H37ZM101 240V239H100ZM99 240V241H100ZM108 240V238H107ZM118 240V241H117ZM134 240L135 239H131ZM157 240V239H155ZM164 240V239H163ZM171 240V239H170ZM196 240V239H195ZM206 240V239H205ZM214 240V239H213ZM227 238L224 240L226 241ZM230 240V239H229ZM233 240V239H232ZM16 241H20V245H21V250H19L20 245L18 244V242L16 243ZM34 241V240H33ZM106 241V240H105ZM110 241V240H109ZM159 241V240H158ZM161 241V240H160ZM159 241V243H160ZM169 241V240H168ZM177 241V240H176ZM180 241V240H179ZM189 241V240H188ZM198 241V240H197ZM209 241V240H208ZM212 241V240H211ZM223 241V240H222ZM236 241V240H234ZM10 242V240H9ZM13 241H11L12 244ZM25 242H27V244H25ZM104 242V240H103ZM111 243L114 242L110 241ZM118 242V244L120 245V243ZM153 242V241H152ZM175 242V241H174ZM240 242V241H239ZM8 243V240H7ZM32 243V242H31ZM34 243V242H33ZM69 243V242H68ZM125 243V242H124ZM132 242H130L131 244ZM134 243V242H133ZM145 243V242H144ZM149 243V242H148ZM171 243V242H170ZM192 243V242H191ZM194 243V242H193ZM210 243V242H209ZM220 243H223L220 241ZM226 243V242H225ZM228 243V241H227ZM230 243V242H229ZM235 243V242H234ZM10 243H8L9 245ZM70 244V243H69ZM79 244V245H80ZM96 244V245H95ZM107 244V241H106ZM110 244V243H109ZM123 244V243H122ZM141 244V243H140ZM139 244V245H140ZM151 244V242L149 243ZM153 244V243H152ZM165 244V243H164ZM163 247H168L166 246V244ZM177 244H179L177 242ZM176 244V246H178ZM212 244V243H211ZM215 244V242H214ZM233 244V243H230ZM26 245V247H24ZM113 245V244H112ZM111 245V246H112ZM116 245V244H115ZM147 245V244H146ZM155 245V244H154ZM162 245V244H161ZM173 245V244H172ZM179 245H182L179 244ZM186 245V244H185ZM225 245V244H223ZM236 245V243H235ZM238 245V244H237ZM11 246V245H10ZM11 246V247H13ZM85 246V245H84ZM106 246V247H105ZM110 246V245H109ZM111 249L112 253V249H114V245L113 247H109ZM118 246V245H117ZM117 246H115V248H117ZM131 246V245H130ZM160 246V244H159ZM184 246V245H183ZM227 246V244H226ZM23 247V248H22ZM126 247V246H125ZM124 247V249H125ZM129 247V246H128ZM136 247V246H135ZM134 247V249H135ZM148 247V246H147ZM145 247V248H147ZM152 247H154L152 245ZM171 247V246H169ZM180 247V246H179ZM187 247V246H186ZM185 247V248H186ZM222 247V246H221ZM233 247V246H232ZM238 247V246H237ZM236 247V248H237ZM18 248V249H16ZM82 248V245H81ZM86 249V247H84ZM92 248V249H93ZM119 248V247H118ZM121 248V247H120ZM132 248V247H131ZM137 248V247H136ZM161 248V247H159ZM178 248V247H177ZM184 248V249H185ZM206 247H204L205 249ZM235 248V249H236ZM91 249V250H92ZM110 249H108V251H110ZM158 249V248H157ZM171 249V248H168ZM173 249V248H172ZM175 249V248H174ZM182 249V248H181ZM187 249V248H186ZM195 249V246H194ZM200 249V248H199ZM213 249V248H212ZM234 249V252H235ZM90 250V249H89ZM90 250V251H91ZM154 250V249H153ZM188 250V249H187ZM28 251L30 252L29 248ZM27 251V253L29 254V252ZM100 251V252H99ZM117 251V250H115ZM149 251V250H148ZM158 253H154V258L156 259V262L159 264H174L173 263V251H166L165 249H159L157 250ZM192 251V250H191ZM201 251V250H200ZM214 251V249H213ZM217 251V250H216ZM215 251V252H216ZM60 252V251H59ZM125 252V251H124ZM123 252V253H124ZM175 252V251H174ZM187 252V251H186ZM218 252V251H217ZM22 253V254H21ZM130 253V252H129ZM128 253V254H129ZM170 255H169V254ZM176 253V252H175ZM180 253V252H179ZM178 253V254H179ZM185 253V252H184ZM207 253V252H206ZM211 253V251H210ZM223 253V252H222ZM225 253V252H224ZM108 254V253H107ZM142 254V253H141ZM169 256H168V255ZM213 254V253H212ZM216 254V253H215ZM221 254V252H220ZM219 254V255H220ZM235 254V253H234ZM30 255V254H29ZM91 255V254H90ZM96 255V256H97ZM109 255V254H108ZM149 255V254H148ZM151 255V254H150ZM175 255V254H174ZM184 255V254H183ZM195 255V254H194ZM211 255V254H209ZM222 255V254H221ZM226 255V253H225ZM87 256V255H86ZM94 257L95 254H93ZM91 255V257H93ZM124 256V255H123ZM229 256V255H228ZM231 256V255H230ZM44 257V256H43ZM106 257V256H105ZM109 257V256H108ZM133 257V256H131ZM175 257V256H174ZM211 257V256H210ZM215 257V256H214ZM225 257V256H223ZM107 258V257H106ZM110 258V257H109ZM109 258H107L109 260ZM189 258V257H188ZM206 258V257H205ZM209 258V257H208ZM216 258V257H215ZM213 258V259H215ZM219 258V257H218ZM230 258V257H229ZM43 259V258H42ZM92 259V258H91ZM95 259V258H94ZM153 259V258H152ZM175 259V258H174ZM192 259V258H191ZM226 259V258H225ZM234 259V258H233ZM87 260V259H86ZM112 260V259H111ZM232 260V258H231ZM97 261V260H96ZM115 261V260H114ZM111 261V264L112 262ZM120 261V260H119ZM193 261V260H192ZM223 261V260H222ZM225 261V260H224ZM233 261V260H232ZM83 262V261H81ZM109 261H107L106 263H108ZM129 262V260H128ZM149 262V261H148ZM155 262V263H156ZM203 262V261H202ZM152 263V262H151ZM182 263V262H181ZM194 263V262H193ZM213 263V262H212ZM228 263V262H226ZM11 264V263H10ZM179 264V263H178ZM216 264V262H215ZM218 264V262H217ZM224 264V263H223Z\"/></svg>","mask_w":264,"mask_h":264},{"label":"crops","instance_id":"2","mask_svg":"<svg viewBox=\"0 0 264 264\" xmlns=\"http://www.w3.org/2000/svg\"><path fill=\"white\" fill-rule=\"evenodd\" d=\"M192 90H193V87L188 91V93L191 94V95H192V92H191ZM187 95L188 94H186V95L180 94V95H178V97H175L174 99H172L173 102H174L176 100V98H177V100L179 98V101H176L174 104H173V102L171 100L168 102V99H164L168 103L162 104L161 107L159 105H158V107H156L157 106L156 104H154L155 105V107H154L153 102H152V99L151 98H148V97L147 98L146 97H142L141 98L142 101H140L139 98L138 99L136 98V100L139 103H144V104H141V105H138L139 103L137 101L134 102L135 101L134 99L131 100V102L133 101V103H131L130 100H129V102L131 104L129 103V107H128L129 109L127 108V111L129 110V113H127V120L122 119V121H123L122 122L121 119H120L121 123L124 124V125L122 124V126L125 129V131H124L125 133L122 130H120L122 132H119V130H118V132L120 133V136L117 137V140H118L117 142L118 143L115 145V147L113 148V150L111 152V153H114L115 152V155L116 156H112L111 159L108 158L107 161L103 160V157H102V159L100 157L99 158V162H100V159H101V161L103 160L101 162V165L105 166L106 162L111 161V160H114V162H113V164H114L115 163V159L114 158L116 157V164H119V165L110 164L112 161L109 164L111 166H115V167L116 166H120L121 168L123 167L122 169L124 170V168H126L125 167L126 164H128V163H130L132 161H133L132 163H134V162L135 163H140L144 159L143 160V163L145 164V166L146 165H147L146 167L149 166L148 169H147L148 170V173H147L146 167H144V165H143L142 162H141V164L143 165L144 168L141 167L142 165L140 167H138L139 165L138 164H135V163H134L135 166L132 163L131 164L133 166H131L130 164H129V166L126 165L128 167H132L131 169H133V170L130 171L131 169L128 170L127 169L128 167H127L126 170H125V172L122 171L123 177L124 176L125 177L127 176L126 179H125V177L124 178L122 177V179H124V181H122L120 179V176H121L120 175V172H121V170H119L118 168L116 170H115L114 167H113L114 169L111 167L110 168L111 170L110 169L109 170L108 169H103V172L104 173L103 172H101V173H102V175H105V176L107 175L106 176L107 179L102 180V181H99V182H97V181L91 182L92 184L90 183L91 187H90V190L88 191V194L86 195L85 201L92 207V210L91 211L93 213H96V211L98 210L97 207L99 208V212H101V210L104 209L105 207L108 208L109 207L108 204H110L111 217L114 218V219H116V220H119L121 222H124L126 224L127 223L129 224V233H130L129 234V248L132 247L131 249H134V247L137 245L136 246L137 248L135 247V249H141V250H146L147 248L148 249H151V250H153V249L154 250L165 249L166 251H169V253H170V251H173L172 252L173 253L172 255H173V263L174 264H178V263L179 264H215V262H216V264H217V262H218V264H223V263L224 264H264V236H263L264 235L263 234L264 233V216H263L264 215V192H263L264 191V173H262V171L264 172V170H262V168L264 169V159H263L264 158L263 157L264 151H262V150H264V147L263 148H260L262 146H251V148L249 147V149H246L247 146H244L243 147V146H239L238 145V147L235 148L237 145H234L232 147L231 146H228V145H225L226 146L225 147V146H223L224 145L223 144V145H220V147L223 146V148L222 147L220 148L219 146H217V145L215 146L214 144H212V143H214V139L217 136L220 137L219 136L220 134L218 133L219 131L218 132L214 131L211 128L212 126H210V128L207 127V126H209V123H208V125H204V124H207L206 121L208 119L207 120H204L203 119V122L200 121V120H202L201 119L202 118V115H203L202 114L203 113V110H202L203 109V105L202 104H204V101L203 100L201 101L202 103H201V107L200 108H201L202 111L199 110L200 108H199L198 105H197L198 107H195V110H194L193 109L194 107H192L194 105H192V104L195 101H193V103H191L193 99H191L190 97H188V96H191V95H188V96ZM180 98H181V100H180ZM188 98H189V100H188ZM145 99L146 100L148 99V100L146 101ZM184 99H186V102H185ZM187 100L190 102V104L187 103L188 102ZM144 101L146 102V104H145ZM180 101L182 103L185 102L183 104L184 106L182 105V103H178ZM176 103L178 104V106H177ZM168 105L170 107H168ZM150 107H152V108H150ZM153 107H154L155 110L153 109ZM149 109L150 110L153 109V110H151V112L152 111L153 112L156 111L155 112V115H156L155 117H154V113L153 112H152V115H150V113L148 114V112L150 111ZM130 110H132V111H130ZM178 110H180L181 112H178ZM189 110H190V112H189ZM166 112H168L169 114L166 113ZM197 112H200V113L202 112L201 113V116H200V114L198 115ZM188 115H189V118H188ZM197 115L200 118V120L197 117ZM140 116H141V119H139ZM147 116L148 117L149 116H153L152 117V119H154L153 122H152L151 117L148 119V122H146V120L148 118ZM179 116H180V118H179ZM191 117H196V118H193L192 119ZM45 118H47L46 115H45ZM47 119H49V118H47ZM138 119L141 120V121H139ZM142 119H144L143 120L144 121L143 122L144 124H142ZM46 120H45V123H48V121H46ZM98 121L105 122L106 120L101 119V120H98ZM115 121H117V120H115ZM173 121H174V123H173ZM192 121H194L196 124L194 122H192ZM95 122H97V121H95ZM145 122H146V124H145ZM198 122H202V123H200V125H199ZM188 123L191 124L189 127H187L189 125ZM140 124H141V126H140ZM150 124H152V125H150ZM147 125H150V127H146ZM203 125L206 126L205 129L207 128V130H204V128L202 127ZM193 126L196 129H194ZM197 126H198V128L200 127L199 131L197 129ZM178 127H179V129H177ZM208 128L209 129H212V130L206 134V131H209ZM117 129H119L118 126H117ZM148 129H150L151 131L148 130ZM201 129H202V131H201ZM178 130H180V131H178ZM185 131H188V132H185ZM48 132H49V134H48L49 135L48 136L49 141L47 142V144L45 146V148H46V152H45L46 153V158H45V161L44 162H43V160L40 162V167L43 166V165H46V169L45 170L47 172H49V174L47 175V177L43 181L44 182L45 181L49 182L52 186H54V188H56L57 191H56L55 195L49 200V202L46 201L44 203V205H43V202L45 200L44 199L41 200V204L40 205H43L42 211H43V216H44L43 219L44 220L42 221V225H41L39 231H36V229H35L36 227H34V226H35V224H37V222H40V219H38L39 220L38 221L37 220L38 215H37V217L34 216V215L37 214V212H32L31 211V210L37 208V205L35 204V203H37V201L34 200V199H32V198H31V202H29V203H34V207L35 208L33 207L32 204H30L32 206L31 207H28L29 208L28 210L26 209L27 207L26 208L25 207H23V208L20 207L21 210H20V208L17 209L18 214L15 213V214L10 215L9 220L3 221V222L1 221V219L3 218V214L1 213V216H0V233H1L0 234V264H10V263L11 264H14V263H12L10 261L8 262V260H6V255L4 253L5 252V250H4L5 244H6V246L8 248L15 249V247L13 245L15 244L14 240L15 239L18 240L17 233H18V235L20 237L19 239H21L23 235L24 236H28L29 235V232H30V234H32V230H33V234L30 236V238H28L30 240H31L32 237L34 238V239H32L30 241V245L31 246L28 247V244H27L28 241L26 240L27 238H25L24 240L27 241V242H25V244H27V248H23L22 247L23 250L25 249V252L22 251L24 253L25 258L27 257V259H29V261H25L26 263H24V264H99L98 263L99 257L97 255V253L94 251L95 249L93 247L90 248V246H89V249L90 250L93 248L90 251L88 249V245L86 246L87 243L86 244L85 243H83V244L81 243L80 244V242L73 241V239H71V237H70L71 236V232L68 229L69 227L64 226V225L63 226H60V224H58L59 223L58 221H60V218H62V217H64L66 215V212H67V210L70 207L69 205H71L69 203V197L71 195V191L68 190V192L65 193V189L63 188V185H64V177L66 175H69L67 173H69L68 172V169H69L68 168V165H69L70 159H71V156H70V152L71 151H69V146H67V144H66V140L68 139V141H69V135H68V137H66V135H62L61 136V146H58L59 150L55 152L53 150L54 147L51 146V144H50V138H51L50 137L51 136L50 135V132L51 131H48ZM149 132H150L151 135L149 134ZM123 133H124L125 136L128 133L129 136L125 137V136H123ZM184 134H187V136L184 135ZM153 135H154V137H153ZM40 136L42 138H46L45 135H40ZM166 136H170V137H166ZM128 137H130L131 139L128 138ZM161 137L163 138V140H162ZM188 137L190 138V140H189ZM0 138H2V137L0 136ZM122 138H124L123 139L124 142L125 141L126 142H129L130 145L128 143H125L127 145L124 146V147H122L123 145H125L124 142L121 143L123 141ZM126 138H128L129 141H127ZM166 139H169V141L166 140ZM191 139L193 140V143H192V140ZM3 140H4L3 138L0 139V141H1L0 142V157H2V155L4 154L3 152L5 151V140L4 141ZM131 140L134 141V142L131 143ZM144 140L147 142L146 144H148V146L144 143L145 142ZM149 140H150V142H149ZM154 140L157 141V142H155ZM178 140H180V141H178ZM195 140L198 141V143ZM162 141H166V142H162ZM151 142L153 144H149ZM160 142L162 144H160ZM176 142H178V143H176ZM155 143H157L158 145H156ZM163 144L166 146V148H164L165 146ZM169 144H170L171 147H169ZM128 145H129L130 149H129ZM159 145L161 147H159ZM214 146L217 149L213 148ZM134 147L136 148V150H133V149H135ZM139 147H141V148H139ZM189 147H190V149H189ZM255 147L256 148L259 147L260 149L259 148L256 149ZM146 148H148V149H146ZM162 148L165 149V150H163ZM233 148H235V149H233ZM252 148H254L255 150L252 149ZM50 149H52V151ZM128 149L130 150V152H129ZM158 149H159V151H157ZM131 150H133V151H131ZM139 150H141V151L139 152ZM214 150H216V151H214ZM134 151H135V154L137 156H138L137 152L139 154L142 153L141 154L142 155V158L140 157L141 155H139L137 157V156H135L134 153L132 155H134L135 157L132 156L131 155V152H134ZM160 151H162V152H160ZM84 152H85V149H84ZM107 152H108V150H106V153ZM118 152H119V154H121L120 156H119V154H117ZM63 153H65V154H63ZM146 153H147V155H144ZM150 153H151V155L153 153H155V155L153 154L152 155L153 157H152L150 155ZM216 153H219V154H216ZM228 153H229V155H228ZM237 153H238V155H241L242 158H239L240 156H238ZM81 154H82V152L80 153V157H81ZM87 154H89V153L87 152ZM103 154H105V153H102V155ZM124 154H125V156H124ZM230 154H231V156H234V157H232L233 159L235 158L234 161H237L236 162L237 164L234 163V164H236L237 167L234 166V164H233L234 161H233L232 158H230ZM242 154H243V156H242ZM248 154H249L248 159H246ZM257 154L258 155H261L262 154L261 155L262 156V159L260 158L261 156H258ZM55 155H57V156H55ZM226 155H227V157H226ZM128 156H132L134 158L133 159H130L132 157L128 158ZM145 156H147V157L146 158H143ZM255 156H257L259 158L255 157ZM139 157H140V159H139ZM176 157H178V158H176ZM217 157H219L220 159H217ZM221 157H223V158H221ZM243 157L245 159H243ZM54 159L60 160V161H58V162H60L59 163V166H57L56 168L54 166ZM119 159H120V161H119ZM238 159L241 160V162L238 161ZM229 160H230L231 163L229 162ZM248 160H249V162H248ZM88 161L89 160H87V156H86V160L84 161V163L87 162L88 163L87 164L88 166L83 165L81 168L84 169L85 167L86 168L87 167H91V169L98 171V169L95 168L94 163L91 164L90 161L89 162ZM152 161H155V162H152ZM223 161H225V162H223ZM244 161H245V163H244ZM251 161H252V163H251ZM80 162H81V159H80L79 163ZM221 162H222V164H221ZM238 162H240L239 165H238ZM215 163L218 164V166ZM225 163H226V165H225ZM254 163H256V164H254ZM121 164L122 165L124 164V166H121ZM151 164L153 166L154 165L155 166L153 167ZM240 164H242V165L244 164L247 167H245L244 165L241 166ZM136 167H138V169L139 168L140 169L138 171H136L137 170ZM151 167H152V169H151ZM229 167L231 169H232V167H234L235 169H232V171H231V169ZM57 168H58V170H57ZM239 168H240V170H239ZM42 169H43V167H42ZM174 169H176V170H174ZM245 169H247V170H245ZM254 169H257V171L259 172V174ZM32 170H34V168ZM32 170H31V173L34 172V171L32 172ZM36 170H37V168H36ZM36 170H35V172H36ZM45 170H43V171L45 172ZM112 170L115 171V172H117L119 170L120 172L119 171L117 172V173H119V175H117V173L115 174V172H113ZM173 170H174V172H173ZM235 170H237L238 174H237V172ZM127 171H129V172H127ZM175 171H176V173H175ZM212 171H214V172H212ZM227 171H228V173H227ZM130 172H132V173H130ZM137 172H139V175H135V174H138ZM143 173H144V175H143ZM185 173L186 174L188 173L187 176H186ZM145 174L148 175L149 179H148V177L146 178V175ZM240 174H242V175H240ZM139 176H141V177H139ZM236 176H238V177H236ZM241 176L244 177L245 180ZM33 177L36 179V173H35V175ZM247 177H248V179H247ZM237 178L240 181H237ZM113 179H115V180H113ZM165 180H166V182H165ZM248 180H250V182ZM192 182H195V183H192ZM239 182H241V183H239ZM202 183H203V185L201 186ZM204 184H206V185H204ZM218 184H220V186ZM241 184H243V185H241ZM30 185L32 186L31 183H30ZM96 185H98V186H96ZM215 185H216V189H215ZM221 185H224L223 186L224 190L221 187ZM146 186H148V187H146ZM230 186H231L232 189L230 188ZM244 187H246V188H244ZM201 189H202V191H201ZM166 190H168V191H166ZM208 190L209 191L211 190V192H209ZM204 191H207V192H204ZM213 191H214V193H213ZM222 191L223 192L224 191L225 192L228 191V192L223 193ZM241 191H242L243 194L241 193ZM139 192L141 193V197L139 195L140 194ZM160 192L162 193L161 195H160ZM189 193H191V194H189ZM233 193H234V195H233ZM231 194H232V197L230 196ZM219 195H222L225 198L224 197L222 198V196H220V198H219ZM205 196L207 197V200H206V197ZM136 197H138V198L140 197L141 200L138 199V198H136ZM157 197H158V199H157ZM166 197H168V198H166ZM204 198H205V200H204ZM200 199H202V202H201ZM166 200H168V201H166ZM216 200H217V204L218 203L221 204L220 207H219V205L216 204ZM223 200H224V202L226 201V204L227 205L225 203H223ZM194 201H195V203H194ZM157 202L159 203V205H158ZM233 202L235 204L236 203L237 204L236 205L234 204V206H233L232 205ZM238 203L239 204L241 203L240 206H239V208H237L238 207L237 205H239ZM222 204H224V205H222ZM26 205H28V203ZM30 205H28V206H30ZM40 205H39V207H40ZM210 205H211L212 208L210 207ZM145 206H146V208L151 209L152 215H150V216L148 215L151 219L148 218L147 215H145V214H147L146 213L147 211L145 209ZM149 206H150V208H149ZM199 206H200V208H199ZM226 206H227V208L230 207L228 209L230 212H228ZM208 207H210V208H208ZM233 207H235V209ZM24 209H25L26 212L25 211L23 212ZM189 209H190V211H189ZM214 209H216V210H214ZM222 209H224V210L222 211ZM207 210L209 212L210 211L211 212L209 213ZM27 211H31L32 213L29 212V214H28ZM203 211H204V213H203ZM166 212H168V213H166ZM226 212L228 213V215H227ZM244 212H246V213H244ZM23 213H26V214H23ZM30 213L33 214V215H31ZM197 213H199V214H197ZM233 213H236V214H233ZM154 214H155V216H154ZM221 214L222 215L224 214L223 217H221L222 216ZM229 214L230 215L233 214V216L232 215L230 216ZM17 215L20 216V217H18ZM217 215H219V216H217ZM234 215H235V218H234ZM228 216H229V218H231V219L233 218V219L230 220L228 218ZM16 217H18V219L24 217V220L21 219V221H18V219ZM196 217H198V218H196ZM200 217H202V218H200ZM219 217H220L221 220H223L222 222H220L221 220L218 219ZM28 218H30V221L29 222L27 221ZM144 218H146V219H144ZM223 218H225V219H223ZM195 219H197V220H195ZM236 219H238V220H236ZM156 220H157V222H156ZM240 220H242V221H240ZM11 221H13V225H12ZM150 221H152L153 223L150 222ZM225 221H226V223H225ZM17 222L19 224H17ZM208 222H210V223L208 224ZM31 223H33L34 225L31 224ZM185 223H187V224H185ZM220 223H222L223 225L220 224ZM133 224H136V225H133ZM164 224H165V228L168 231L167 230L165 231V228L163 226ZM225 224H226V227H225ZM32 225H33L34 228L32 227ZM139 225H141V227H142L140 229L141 242H135L134 240H131V239L132 238L134 239L137 236V234H139V233H137V231H139L137 229V227ZM148 225L151 226V227H148ZM178 226H180L181 228L178 227ZM233 227H234V229H232ZM16 228H19V230L16 229ZM146 228H147V231H146ZM152 228H153V231H152ZM241 228H243V229H241ZM15 229L18 232L15 231ZM121 229H122V227L119 228V230H121ZM217 229H218V231H217ZM224 229H225L226 232H224ZM156 230H158L159 232L158 231L156 232ZM161 230H163V231H161ZM188 230L191 231V232H189ZM220 230H222V231H220ZM228 230H229V232H228ZM235 230H236V232H235ZM22 231H24V232H22ZM26 231H28V233ZM35 231L37 233H35ZM195 232H196V234H194ZM206 232L209 235L208 234L206 235ZM214 232H216V233H214ZM222 232H224V233H222ZM21 233H23L22 236H21ZM148 233H149V235L151 233L150 236H152V239L150 238V236H148V239H147ZM154 233L156 235H154ZM218 234H220V235L223 234V235L221 237ZM2 235H3V237H2ZM72 235H73V233H72ZM226 235L227 236L230 235L232 238L230 236L227 237ZM234 236H236V237H234ZM177 237L179 239H177ZM191 237H193V238L191 239ZM223 237L225 239L227 238V240L224 241L225 239H223ZM155 239H157V240H155ZM7 240H8V243H10L9 245L7 243ZM9 240H10V242H9ZM158 240L159 241L161 240L160 243H159ZM234 240H236V241H234ZM11 241H13L12 244H11ZM220 241L223 242V243H220ZM227 241H228V243H227ZM17 242H18L19 245L21 244L20 241H16V243ZM130 242H132V243L130 244ZM148 242L149 243L151 242V244H149ZM177 242L179 244L182 243V245L177 244ZM214 242H215V244H214ZM229 242L230 243H233V244H230ZM234 242L236 243V245H235ZM139 243H141V244L138 245ZM164 243L168 247H163V244ZM159 244H160V246H159ZM176 244L178 246H176ZM223 244H225V245H223ZM226 244H227V246H226ZM10 245L13 246V247H11ZM81 245H82V248H81ZM152 245L154 247H152ZM169 246H171V247H169ZM194 246H195V249H194ZM24 247H26V245ZM84 247H86V249ZM145 247H147V248H145ZM159 247H161V248H159ZM204 247H206V248L204 249ZM18 248H20L19 250H21V245ZM18 248H16V249H18ZM28 248H29L30 252L28 251ZM168 248H171V249H168ZM212 248L214 249V251H213ZM234 249H235V252H234ZM27 251L29 252L30 255L27 253ZM210 251H211V253H210ZM220 252H221L222 255L220 254ZM224 252L226 253V255H225ZM90 254L92 256H93V254H95V256L96 255L97 256L96 257H94V256L91 257ZM209 254H211V255H209ZM223 256H225V257H223ZM213 258H215V259H213ZM231 258H232L233 261L231 260ZM81 261H83V262H81ZM226 262H228V263H226Z\"/></svg>","mask_w":264,"mask_h":264},{"label":"rangeland","instance_id":"3","mask_svg":"<svg viewBox=\"0 0 264 264\" xmlns=\"http://www.w3.org/2000/svg\"><path fill=\"white\" fill-rule=\"evenodd\" d=\"M160 1L162 3V0H158V1L157 0H140V2L137 5V8L140 7V9L142 11L144 10L143 11V12H145L144 14H142V13H140V14H136L135 13L134 14L135 9L133 7H131L130 5H129V7L127 5H124L122 9L121 8L113 9L114 11L113 10L112 11L114 12L115 15L113 13L109 14L108 16L110 18L108 17V20H106V21L113 23V25L116 27L113 30H118V32H120L121 35L118 36V38H115L117 36V34H115L114 35L115 37H113L111 39V41L108 40L109 43L107 42L105 44L104 48H103V46H101V45L104 44L105 40L107 39V36H106L107 34L106 33L111 31V30L105 31L106 33H103V35L104 34L105 35L104 36L102 35L103 36V38H102L103 40L101 39V41H99V46H98L99 49H97L98 51H97V55H96V58H95L96 61L98 59V61L96 63L97 66L96 65L93 66V67L91 66V69L86 70L85 72H82L78 77L74 75V72H75V69L73 68L74 65L72 64V62H70V59H69V57H67V55L65 56L64 54H62L63 52H56V53L51 54V56L46 57V61H48V60H50L52 58L53 62H49V63H51V65H48V67L47 66L46 67L43 66L41 71L36 73V75L35 74H29L28 71H26L25 69H24L25 71L23 70L24 72L22 71L23 73H20V74L17 75V77L19 76V78L24 83L20 84V82H18V83L15 84V85H18V86H17V89L14 90V92H15L16 97L19 99V100L17 99L18 103H20V105H21V106L20 105H17V106L15 105L16 107H14V113H16V114H14V113L13 114H14L15 119L16 120H18V119L21 120L22 119L21 120L22 122H23V120L24 121L26 120L25 121L26 123L23 122L24 123L23 131L25 130V132H26V131L29 130V127H31V128H33L32 129V133L35 135V137L37 135H38V137H41L40 135H45L46 136V135H48V130L51 131L50 132V135H51L50 136L51 137L50 138V144H51V146L54 147L53 150L55 152L59 150L58 146H61V136L62 135H66V137H68V135H69V139L72 138L71 141L69 140L70 142L68 141V139L66 140V144H67V146H69V150H71V153H72L70 155L74 156L75 155L74 154V150L76 149V147H78V145L79 146L81 145L82 148L79 151L82 152V154H81L82 157H80V155H79L80 152L78 151L79 152L78 156L81 159V166H80V163L78 162V165L80 166L79 175L81 176L79 182L84 181L83 180V176L87 172H91L93 175L100 174V173H98V171L91 169V167H87V168L85 167L82 170L81 167L83 165L88 166L87 162L84 163V160H86V156H87V160H89L91 164L94 163V165H98V161H99L98 159L102 155V154H100L102 149H103L102 153L103 152L105 153L106 150H108L109 153L108 152H107V154L105 153L107 155V156L105 155L107 158L109 157V159H111L112 156H115V154H114L115 152L114 153H111V152H112V150L114 148L112 145L114 144V146H115L117 144V141H118L117 137H119V135H120L119 132H118V129L116 128L117 124H116V121H115L116 120L115 119L116 118V114H117V106L123 107V105L127 102L124 107L128 108L129 105H127V104L129 103V100L131 101L132 99H136L137 96H138V92H139V95L143 92L142 93L143 96L145 94L147 95L148 93H151V95L148 94V95H150L149 98H154V97H157V96L159 98H162L164 93L168 92V93H166V95H168L169 92H170V94H172L171 90L175 91L178 88L177 84H175V85H173V84L172 85L171 84L166 85V83L163 84L160 81L156 82V83L154 82L156 85L152 84V83H151V85L149 84L150 87L147 85L149 87V88H147V86L143 87V85L141 84L142 81L140 80L141 82L139 81L140 82L139 85L140 84L142 85V86H140V88H141L140 90L141 91H138V88L136 90H133V89L129 88L131 92L129 91L128 88L124 89V86L126 84L124 82L128 81L127 79H129V77H128L129 75L128 74H130V71L135 73V72H138V70L141 69L139 71V75H142V71H143L142 68H143V63H144V62H142L143 61V59H142L143 56H147L149 53L151 54V52H153V54H151V55H154L153 57H155L154 59L152 58V61L154 60L153 61V68L154 69H159L158 67L161 68V66L163 68L164 65L167 66L168 64H170V63H168V64L164 63V62H169V60H168V58H166L168 56H165V54L162 53V52H164V50H166V48L168 46H166V48L163 49V51H161L162 48L157 50L158 52H161L160 53L161 55L163 54L162 55L163 57L161 55H159L157 51H155V49L157 47L164 46V45H167L168 43H170L169 42L170 40H168V43H166V41L162 39L163 41H165L164 43H162L163 41L162 40H157L158 38L156 36L154 37L153 34H152L153 31H151V29L148 28L149 25H155L156 24L155 27L156 26L159 27V26H162L163 24H165L164 21H163V19L165 17L164 16L165 10H164V8H161V10H159V8H158L160 6L159 4H161ZM52 5H51L52 11L54 12V15L55 14L57 15L56 18H59L58 19L59 23L63 22L64 25L68 29H70L71 28L70 22L72 23V21H73L71 15L67 14V15H65V18L63 16H60V15H62L60 13H63V12H59L58 11V8H57L58 4H52ZM56 8H57V10H56ZM90 9L91 10H97V9L101 10L100 7H90ZM131 9L132 10L134 9V10L132 11ZM117 10H118V12H116ZM121 11H122V13H121ZM153 11H155L156 13L153 12ZM58 12H59V14H58ZM124 13H126V14H124ZM134 16L135 17L138 16L139 18L142 17V18L139 19V21H137V25H135L136 31H139L140 34L142 33L141 35L140 34L138 35L139 38L138 37L135 38L136 40L135 39L133 40V38L131 37L132 33L129 32L131 24H132V18H134ZM67 17H69V18H67ZM98 17H100V18L98 19ZM111 17H113V18L111 19ZM125 17H126V19H125ZM104 18L105 17H104L103 14H101V15L93 14V16L91 15L90 16L91 25H93V24H94L93 26L102 25L104 22H106L104 20ZM154 18H155V20L158 18L157 21L153 20ZM64 20H66V21H64ZM68 20H69V23L67 22ZM102 20H103V22H102ZM154 22H155V24H154ZM65 23H67V24H65ZM145 24H147V25L144 26ZM70 31H71V29H70ZM115 32L116 31H113V33H115ZM71 33H72V31H71ZM147 36H149V37L151 36L150 37L151 39H149V37H147ZM145 37H147L148 39H146ZM69 38H70V36H69ZM113 40H114V42L112 43ZM175 41L174 42L171 41V43L173 42L175 46L179 45L180 43L182 44V42H183L182 40H181L180 43L177 42V41L175 42ZM186 41L187 40H185V42ZM101 42H102V44H101ZM173 43H172V45H173ZM183 44H185V43L183 42ZM186 44H187V42H186ZM100 53H101V55H100ZM155 54L157 55V57L155 56ZM159 56H160V58H159ZM136 57L141 58L140 59L141 63L140 62L139 63L133 62V61H135L137 59ZM161 57L164 58L165 60L164 59L162 60ZM54 58H55V60H53ZM143 58H145V57H143ZM146 60H147V58L145 59V61ZM166 60H168V61H166ZM161 61H164L163 62L164 64ZM132 63H134V64L132 65ZM149 63H150V61H149ZM51 66H53V67H51ZM134 67L136 68V70H135ZM171 78H172L171 81L173 82L174 78L173 77H171ZM73 80H74L75 83L73 82ZM70 83H72V86L74 84V86L70 87V90H69V92L67 94V97L65 99L60 98L59 92L64 87L68 86V84H70ZM9 85L10 84L7 83L6 85H3V86L9 87ZM110 85H112V87ZM157 85H158V87H157ZM121 87L124 90H128V91L127 92L124 91ZM19 88H20V91H19ZM163 88H165L164 90H166V91H164ZM72 89H73V91L71 92ZM153 90H155L156 92L161 91V92H158L159 94L161 93L160 94L161 96L159 94H157V96H156L155 95L156 92L153 91ZM122 92L123 93L126 92V93L123 94ZM133 92L135 94L136 93L137 94L135 95ZM178 92L180 94V91H178ZM178 92H176L172 96L169 94V97H166V95L164 94L165 97L163 96V98L164 99L168 98V100L170 101L171 99H174L175 97H178V95H179ZM142 94L140 96H142ZM70 95H71V97H70ZM134 96H135V98H133ZM58 97L60 99H57ZM129 97L131 99H129ZM121 98H123V99H121ZM113 101H114V103H113ZM29 102H31L33 104H35L34 102H36L37 107L40 105L42 108L46 109L45 110V115L48 118L49 115L51 114L54 124L53 123L49 124V119L46 120V121H48V123H45L44 120L42 122L41 121H37L36 118H35V115H34L35 112L37 111V107L36 106H33L31 109H27L28 110L27 114L29 116L26 114L25 111L22 112V109L25 108V104H27V103L29 104ZM71 102H73L72 105H71ZM65 104H68L69 108H65L67 106ZM22 106L24 108H22ZM113 107H114V109H116V111L113 110ZM69 110H70V112H69ZM106 115H108V116H106ZM112 116H113L112 119H115L113 121L111 119ZM101 119H104V120L106 119V121L104 122V124L105 123L107 124V125H105V128L109 127V129H106L107 133H105L107 136L106 135L105 136L100 135V133H101L100 130L98 132H95V131L92 130V122L94 123L95 121H98V120H101ZM111 122H112V124H111ZM29 124H30V126H29ZM26 127H27V129H26ZM114 130H115L116 133L114 132ZM92 133L95 134L96 136L95 135L92 136ZM72 134H74V135H72ZM89 136H90V138H89ZM74 137H75L76 140L74 139ZM82 137H84V138H82ZM42 139L44 140L45 138H42ZM74 140H75L76 143L73 142ZM253 140H254L253 138L250 139V142L253 143ZM107 141H109V144H111V142H113V143L111 145H109ZM105 145H106V147H105ZM101 147H102V149H99ZM109 147H110V149H109ZM84 149H85V152H84ZM50 150L52 151V149H50ZM87 152L89 154H87ZM89 155L90 156L92 155L93 157L92 156L90 157ZM55 156H57V155H55ZM73 156H71V157H73ZM98 156H99V158H98ZM80 159H79V161H80ZM44 161H45V159L43 160V162ZM58 161H60V160L54 159L55 168L57 167V165L59 166V162ZM38 167H39L38 169H40V166H38ZM95 168L98 169L97 166H95ZM85 182H86V180H85ZM75 184H76V182H75ZM83 184H86V183H83ZM72 190L73 189L70 190L71 191V195L69 197V203L71 205H69L70 207H69L68 210H70V211L74 209L73 206L75 205V202H73V199H72L74 190L73 191ZM85 199H86V197H85ZM85 199H84V205H86V208L88 209V211L92 210L91 206L88 207L89 204L85 201ZM97 209H99V208L97 207ZM66 214H68V213H66ZM87 215H88V217H87L88 218V220H87L88 222L87 223L90 225L91 232L95 231L96 230L95 228H98L97 226L102 225L101 223L103 221H101V223L99 225H98V223H92V217H93L92 216L93 215L92 211L90 213H88ZM124 229L125 228L123 227L122 230H120V232L123 231ZM137 229L139 230V231H137V233H139V234H137V236L134 239H135V242H141V233H140L141 225H139ZM100 231L101 232H99V235L97 236L98 239H97L96 244L98 243L100 245H106L107 246V253L109 254L108 255L106 253V251H104L103 254H104V258L105 259H102L104 264H111V261H114V260L115 261L112 262V264H159V262L157 263L156 259L154 258V255L156 253H158L157 250H151V249H148V248L146 250L131 249V248L128 247L129 246V238H128L129 229L128 228H126L125 231L121 232V234H120V232L113 233L112 236H114V237H111V238H118L115 235H119V234L122 235L121 237L119 236V238H118V240H120V241L122 240V241L119 242L117 240L120 243V245L118 244V242H116V239H112L111 240V238L107 237V234H105L102 229ZM126 231L128 232V234H127ZM102 232H103V234H102ZM104 235H106V236H104ZM150 235H147V236H150ZM106 237L108 238V240H107ZM150 238L152 239V236H150ZM147 239H148V237H147ZM103 240H104V242H103ZM105 240L107 241V244H106ZM109 240L110 241L114 240L116 245L113 242L111 243ZM112 244L114 245V249H112V253H110L111 249L108 248V246L109 245L111 246ZM113 245L111 247H113ZM115 246H117V248H115ZM124 247H125V249H124ZM108 249H110V251H108ZM115 250H117V251H115ZM105 256L107 258L110 257L109 260ZM131 256H133V257H131ZM128 260H129V262H128ZM107 261H109V262L106 263ZM162 264H164V263H162Z\"/></svg>","mask_w":264,"mask_h":264},{"label":"snow or ice","instance_id":"4","mask_svg":"<svg viewBox=\"0 0 264 264\" xmlns=\"http://www.w3.org/2000/svg\"><path fill=\"white\" fill-rule=\"evenodd\" d=\"M3 123V121H0V124H2Z\"/></svg>","mask_w":264,"mask_h":264},{"label":"water","instance_id":"5","mask_svg":"<svg viewBox=\"0 0 264 264\" xmlns=\"http://www.w3.org/2000/svg\"><path fill=\"white\" fill-rule=\"evenodd\" d=\"M1 127V126H0Z\"/></svg>","mask_w":264,"mask_h":264}]
</instances>
